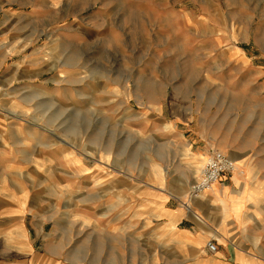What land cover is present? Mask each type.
Segmentation results:
<instances>
[{
    "label": "rangeland",
    "instance_id": "obj_1",
    "mask_svg": "<svg viewBox=\"0 0 264 264\" xmlns=\"http://www.w3.org/2000/svg\"><path fill=\"white\" fill-rule=\"evenodd\" d=\"M214 152L264 184V0H0V263L184 264L114 187L154 177L156 213L185 207Z\"/></svg>",
    "mask_w": 264,
    "mask_h": 264
},
{
    "label": "crops",
    "instance_id": "obj_2",
    "mask_svg": "<svg viewBox=\"0 0 264 264\" xmlns=\"http://www.w3.org/2000/svg\"><path fill=\"white\" fill-rule=\"evenodd\" d=\"M20 2L23 4L24 0ZM7 53L9 55L11 51H6L5 57H9ZM199 153L205 156V151ZM4 155L5 153H1V156ZM8 159L10 160V157ZM253 164L256 170L251 180L254 190H244L246 188L243 183L244 179H242L243 187L239 190L232 180V173L224 174L215 184L216 186L214 185L212 190L204 196L202 195L203 197L192 200L187 194L185 207L181 205L177 209L164 207L165 209L159 213L155 211L162 199L157 195L159 190L156 186L160 179L152 177L145 180L138 175H125L116 180L114 189L115 192L134 194L138 199L142 201L146 199L150 202L146 206L149 207L148 210L137 206L132 211H128L130 214L133 213L128 227L137 229L144 225L147 228L154 221L160 223L161 230L159 229L160 231H156L159 233H154L152 236L158 240L160 245L171 243L177 255L174 258L175 261L184 264H264V219L259 214L261 203L264 202V184L261 185L256 179L258 167L254 162ZM7 166L8 170L13 169L12 163L8 162ZM193 176L194 172H192ZM196 176L194 181L198 178V174ZM245 181L248 182V178ZM230 182L236 189L230 188ZM234 191L240 192V195H233ZM246 193L254 194L255 197L249 198L243 204ZM5 196L10 198V192L8 191ZM119 198L122 197L119 196ZM214 200L216 205H214ZM220 201L226 204L225 211L221 209ZM238 202L243 204L239 208H237ZM12 216L13 209L11 208L0 211V219L6 218L8 221L12 219ZM13 227L12 223H8L0 232L9 231ZM14 232L9 237L14 235L18 246L16 250L31 255L32 247L28 244L22 227L18 226ZM210 240H214L217 247L213 255L206 251V243ZM146 247L149 248L150 244ZM111 262L115 261L112 259ZM151 262L155 264L158 260L152 258Z\"/></svg>",
    "mask_w": 264,
    "mask_h": 264
},
{
    "label": "built area",
    "instance_id": "obj_3",
    "mask_svg": "<svg viewBox=\"0 0 264 264\" xmlns=\"http://www.w3.org/2000/svg\"><path fill=\"white\" fill-rule=\"evenodd\" d=\"M234 167L235 162L227 154L214 152L208 156L199 178L189 187V199H199L202 195L209 192L211 187L219 182L224 174H231ZM206 251L211 255L216 253L217 247L214 240L206 243Z\"/></svg>",
    "mask_w": 264,
    "mask_h": 264
},
{
    "label": "bare ground",
    "instance_id": "obj_4",
    "mask_svg": "<svg viewBox=\"0 0 264 264\" xmlns=\"http://www.w3.org/2000/svg\"><path fill=\"white\" fill-rule=\"evenodd\" d=\"M233 159V161L235 160L234 158H232ZM205 161H206V157L203 159V162L201 163V165H200V169H199V174H198V178H199V176H200V174H201V171H202V169H203V166H204V164H205ZM235 168V167H234ZM238 173V175L240 174V172L238 171L237 172ZM197 178V179H198ZM218 183V182H217ZM217 183H215V184H217ZM214 184V185H215ZM213 185V186H214ZM237 185H238V188H239V190H241V188H242V185H241V183L240 182H237ZM213 186L211 187V189L209 190V192L212 190V188H213ZM216 186V185H215ZM181 193L184 195L185 193H186V187L185 186H183V188L181 189ZM208 193V192H207ZM206 194V193H205ZM237 195H240V193L239 194H237ZM243 201V200H242ZM218 203H219V201H217ZM241 204L242 203H237V206H241ZM214 205H216V202H215V200H214ZM220 207H221V209L223 208V207H226V204L223 202V201H220Z\"/></svg>",
    "mask_w": 264,
    "mask_h": 264
}]
</instances>
